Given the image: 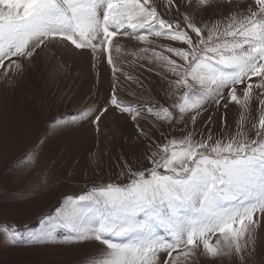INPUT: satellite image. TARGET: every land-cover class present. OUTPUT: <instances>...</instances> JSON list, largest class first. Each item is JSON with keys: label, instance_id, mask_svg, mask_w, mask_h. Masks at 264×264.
<instances>
[{"label": "snow or ice", "instance_id": "6c2138e0", "mask_svg": "<svg viewBox=\"0 0 264 264\" xmlns=\"http://www.w3.org/2000/svg\"><path fill=\"white\" fill-rule=\"evenodd\" d=\"M211 2L184 0L186 7L197 8ZM164 8L180 11L177 0H166ZM126 28L145 45L154 44V37L186 46H163L182 63L141 49L151 51L149 59L174 77L169 96L180 93L170 107L141 106L147 114L170 122L173 109L181 115L191 112L194 124L209 99L219 103L226 98L247 112L255 89L262 97L258 123L251 129L255 136L248 135L241 115L236 134L227 140L209 135L196 141L189 133L155 150L149 147L150 169L126 166L127 182L66 197L56 223L36 239L51 238L63 227L72 233V242H97L102 247L89 264H161V253L167 257L163 264H192L198 254L236 257L245 264L254 251L259 217H264V0H251L242 9L237 4L224 19L202 24L188 12L178 20L165 19L153 0H0V70L19 72L21 61L37 48L58 41L94 56L106 51L115 76L113 41L130 35ZM241 84H246L242 97L237 95ZM110 102L134 122L141 116L138 108L118 101L115 88ZM139 133L147 135L143 129ZM212 237H217L214 243ZM9 239L15 242L14 235Z\"/></svg>", "mask_w": 264, "mask_h": 264}, {"label": "rangeland", "instance_id": "374dc122", "mask_svg": "<svg viewBox=\"0 0 264 264\" xmlns=\"http://www.w3.org/2000/svg\"><path fill=\"white\" fill-rule=\"evenodd\" d=\"M165 2L153 0L165 19L178 20L188 12L202 24L224 19L232 14L235 5L242 9L251 0H212L204 8L186 7L184 0H177L179 13L166 12ZM124 31L130 35H119L113 41L111 55L119 69L115 76L113 65L107 62V52L96 54L98 63L91 71L84 63L76 65L70 60L74 46L66 48L58 41L46 42L30 59L22 60L21 71L0 70V264H89L102 247L97 242H72L68 239L72 233L63 227H58L51 238L36 239L56 223L66 197H76L108 183L127 182L122 170L126 166L134 171L150 169L152 165L146 155H150L149 147L155 150L157 144L168 140H178L189 133L196 141L209 135L214 140H227L236 134L241 115L245 117L248 135L255 136L251 129L258 123L262 98L255 89L247 112L226 98L219 103L209 99L194 124L191 112L181 115L173 109L174 118L170 122L147 114L141 106L147 107L151 102L152 107H170L180 93L169 96V81L174 77L159 62L149 59L151 51L142 53L141 49L163 52L182 63L164 51L163 46H186L154 37H150L154 44L145 45L135 39L132 29ZM117 47L119 52L115 50ZM42 53L51 58L58 53L55 62L69 61V68L80 74L73 73L68 83H64L66 72L58 71L54 83L46 72L48 64ZM89 61L90 58L86 63ZM85 75L91 80L87 87ZM101 80L108 81L107 91ZM258 80L253 78L252 82ZM245 87L246 84L237 85L238 96H243ZM113 88L119 102L141 111L137 121L111 105ZM224 96L229 97L228 90ZM104 108L108 111L104 112ZM137 124L146 136L140 135ZM29 156L33 159L29 160ZM10 235H14V243ZM161 235L166 233L161 230ZM255 235L254 251L250 257L246 256L245 264H264V217H259ZM216 238L212 237L213 243ZM166 259V254L161 253V264ZM192 264H239V260L198 254Z\"/></svg>", "mask_w": 264, "mask_h": 264}, {"label": "bare ground", "instance_id": "6f19581e", "mask_svg": "<svg viewBox=\"0 0 264 264\" xmlns=\"http://www.w3.org/2000/svg\"><path fill=\"white\" fill-rule=\"evenodd\" d=\"M66 48H68V47L66 46ZM39 50H41V49L39 48L38 51ZM105 52L101 51L100 53H102V54L104 53V55H105ZM73 53L74 54H72L70 60H72L73 62H77V63H75L76 65L80 64V63H84V66L86 68H89V70L92 71L95 68V65H97V63H98V58H95L97 55L94 56L92 54L91 50H89L88 52H83V51L77 50L73 47ZM42 54H43L42 58H45L47 61V64H48L46 72H47V74H49V78L51 80L54 79V80H52L54 83L57 81V78H56L57 74L56 73L58 71L65 70L67 79L63 81L64 83H68V80L71 78L70 76H72L73 73H75L76 75L80 74L78 70H72V68L71 69L69 68V65H70V64H68L69 61L66 62L63 60H59V61L55 62L54 59L57 57L58 53L57 54L55 53V56L53 58L49 57L47 54H45V55H44V53H42ZM67 55H71V54L67 53ZM91 56H93V58H95V60L93 58H91ZM89 58H90V61H89L90 63L88 64V63H86V61H88ZM75 74H74V76H76ZM95 79L99 80L100 78L96 75ZM89 80H90L89 76L85 75L84 81H85L86 87L89 84ZM100 83L103 85V89L104 90L106 89V91H107L108 81L105 83L104 80H101ZM106 84H107V86H106ZM73 100L74 99H72V101Z\"/></svg>", "mask_w": 264, "mask_h": 264}]
</instances>
